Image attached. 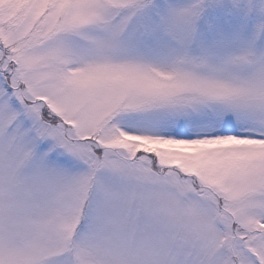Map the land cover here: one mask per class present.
Segmentation results:
<instances>
[{
    "label": "snow or ice",
    "instance_id": "obj_1",
    "mask_svg": "<svg viewBox=\"0 0 264 264\" xmlns=\"http://www.w3.org/2000/svg\"><path fill=\"white\" fill-rule=\"evenodd\" d=\"M0 264H264V0H0Z\"/></svg>",
    "mask_w": 264,
    "mask_h": 264
}]
</instances>
